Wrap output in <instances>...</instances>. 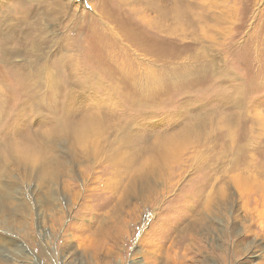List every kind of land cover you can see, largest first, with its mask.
<instances>
[{
	"label": "rangeland",
	"instance_id": "obj_1",
	"mask_svg": "<svg viewBox=\"0 0 264 264\" xmlns=\"http://www.w3.org/2000/svg\"><path fill=\"white\" fill-rule=\"evenodd\" d=\"M189 3L194 20L200 23L203 29L199 28L196 22L191 24L190 21L184 26L183 37L179 41L174 43L170 40L174 34H169L166 49L160 48L159 45L155 49L141 48L137 37L127 31L120 30L121 37L114 39L109 32H102L96 27V15L92 12L83 13L76 10L69 17L65 16L53 22L51 27L59 33L57 36L63 34L72 39L70 41L74 44L72 43L73 49L70 52H73L74 56L79 55L81 67L94 72L97 74L95 78L98 76L100 79H96L97 83H92L89 88L81 90L77 83L71 84L62 76V81L53 92L54 96L43 94V97H39L35 102L25 98V108L19 116L21 122L15 118L13 111L0 114V138L9 135L13 128L21 126L17 139L24 144L20 149L24 154L34 155L38 148V131L50 126L51 113L59 114L65 109L87 114L95 109L103 110L105 107L120 113L122 117L131 118L135 123L133 128L140 132L148 131L145 127L153 124L172 128L170 123H174L172 121L179 115L191 112L194 115L197 113L198 117L209 116L211 120H207L205 138L201 140L197 157L188 161L187 157L192 148H182L177 155L179 161L171 164L165 176L158 179L160 182L164 181L168 187L167 196L173 199L161 202L159 198L160 203L149 204L147 221H142L145 226L143 236L150 238L151 234L152 238L158 239L162 225L167 228L171 224L179 210L185 208V201L188 203L185 196L196 189L199 180L191 179H202L212 173L215 174L216 182H210V186L223 187L229 191L227 205L234 212L232 220L228 214L226 219L223 218L218 211L221 201L216 200L213 215H210L211 219L216 221L212 238L204 239L198 236L201 240L199 243H202V253L194 258L191 253L186 256L179 255L177 259L185 264H264V0H186V4ZM84 8L90 10L86 3ZM111 12L112 16H118L115 10ZM127 28L132 31L136 26L129 24ZM157 35L153 32L154 40ZM140 54L148 62L147 65L152 63L149 71L155 76L152 81L155 83L149 78L138 80L145 71V65L138 62ZM154 60L158 62L155 64ZM167 73L175 75V78L167 80ZM142 89L154 92L156 96L143 97ZM137 102L143 103L137 105ZM10 147L1 146L0 151L13 153ZM12 157L10 156L6 163L11 161L9 164L14 165L11 164L14 162ZM180 164L183 170L178 169ZM17 176L15 171H11L8 176L14 185V193L8 194L0 190V209L7 213H19L26 209V216L21 215L23 218L19 223L10 224L3 222L0 215V238H4L0 241V264H64L67 238L63 235V229L76 231V227L72 225L73 221L88 218V208L82 210L79 216L74 208L70 215H65L51 229L54 236L51 235L52 238L47 239L51 255L45 259L40 254L37 232V188L32 183H22ZM187 181L192 182L190 184L186 183ZM88 202L87 207H93L99 199H91ZM201 215L203 216L204 212ZM131 216L133 214L130 215V221ZM223 219L225 223L228 222L227 231L225 238L218 239ZM108 220V229L103 235V241L106 240V244L115 247V243L120 242L119 235L122 233L123 262L106 260L102 264H134L132 259L139 256L131 253V246L138 240L142 230L129 221L132 230L125 232V226L129 225V222H124L118 214ZM154 222L158 229L155 231L152 229ZM169 254L174 252L169 251ZM97 256L102 259L100 253ZM38 258H42V262H38Z\"/></svg>",
	"mask_w": 264,
	"mask_h": 264
},
{
	"label": "bare ground",
	"instance_id": "obj_2",
	"mask_svg": "<svg viewBox=\"0 0 264 264\" xmlns=\"http://www.w3.org/2000/svg\"><path fill=\"white\" fill-rule=\"evenodd\" d=\"M85 3L90 6V10L84 8ZM76 10L94 13V22L98 25L96 27L102 32H109L114 39L121 37L120 30L133 34V37L135 35L141 48L155 49L159 45L160 48L166 49L170 33L174 34L170 40L175 43L183 37L184 26L190 21L191 24L196 22L191 13V4H186V0H0V114L13 111L15 118L21 122L19 116L25 108V98L35 102L39 97H43V94L54 96L53 92L62 81V76L71 84L77 83L81 90L89 88L92 83H97L96 79H100L98 76L95 78L97 74L94 72L82 68L78 61L79 55L74 56V53L70 52L73 49V41H70L72 39L63 34L57 36L59 33L51 27L53 22L65 16L69 17ZM112 10L117 12V17L112 16ZM129 24H134L136 29L130 31L127 28ZM196 24L203 29L200 23ZM153 32L158 34L155 40ZM139 57L138 62L145 65V71L138 80L149 78L152 82L155 78L149 71L152 63L147 65L148 62L141 54ZM154 61L155 64L158 62ZM163 62L166 64L165 60ZM166 78L170 80L175 78V75L167 73ZM141 96L153 98L156 94L142 89ZM190 114L179 115L172 121L174 123H170L172 128L153 124L154 127H145L148 131L140 132L133 128L135 123L131 118L122 117L120 113L105 107L103 110L95 109L87 114L65 109L59 114L51 113L50 126L38 131V148L34 155L24 154L20 149L24 144L17 139L21 126L13 128L9 135L0 138V147L11 146L13 152L6 154L0 151V190L8 194L14 193V185L8 177L11 171L16 172L22 183H32L37 188V232L41 257L46 259L51 255L47 240L54 236L51 229L65 215H70L74 208L77 210V216L88 208L90 216L73 221L72 225L76 227L74 232L63 229V235L67 238L64 264H102L106 260L123 262L122 233L119 235L120 242H116L115 247L106 244V240L103 241V235L108 229V219L115 214L124 222H129L130 215L133 214L130 222L142 230L138 240L131 246V253L139 256L132 259L134 264H185L177 259L179 255L186 256L191 253L192 258L200 255L202 243H199L201 240L198 236L210 239L214 233L216 221L214 222L210 215H213L216 200L221 201L218 211L223 218L226 219L227 214L231 220L233 217L232 208L227 205L229 191L223 187L210 186V182H216L215 174L211 173L202 179H191L199 180L196 189L185 196L188 203L185 201V208L179 210L171 224L167 228L162 225L158 239L152 238L151 234L150 238L143 236L145 226L142 225V221H147L149 204L160 203L159 198L161 202L173 199L167 196V185L158 179L165 176L171 164L179 161L177 155L181 149L187 146L192 148L187 157L188 161H192L199 154L201 140L205 138L207 120L211 119L209 116L198 117L197 113ZM225 117L223 119L230 120ZM193 118L195 120H191ZM10 156H13L14 162L11 164L14 165L9 164L11 161L6 163ZM181 167L182 164L178 169H182ZM192 181L186 183L191 184ZM236 190L238 191L237 187ZM11 198L13 199L12 196ZM91 199H99V202L93 207H87ZM0 213L3 222L15 224L26 216V209H22L20 215L3 212L2 209ZM135 215L137 217L134 218ZM223 220L218 239L226 235L228 222ZM130 222L125 226V232H131ZM152 225L154 231L158 230L155 222ZM2 239L4 238H0V241ZM169 251L174 254H169ZM98 253L102 256L101 260L97 256ZM41 259L38 258V262H42Z\"/></svg>",
	"mask_w": 264,
	"mask_h": 264
}]
</instances>
